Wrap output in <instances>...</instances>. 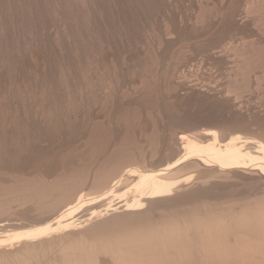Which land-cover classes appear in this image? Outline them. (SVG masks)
I'll list each match as a JSON object with an SVG mask.
<instances>
[{"label": "rangeland", "instance_id": "obj_1", "mask_svg": "<svg viewBox=\"0 0 264 264\" xmlns=\"http://www.w3.org/2000/svg\"><path fill=\"white\" fill-rule=\"evenodd\" d=\"M206 129L264 142V0H0V239L86 196L73 226L0 243V264H264L253 167L191 159L171 194L126 211L123 183L92 216L127 168Z\"/></svg>", "mask_w": 264, "mask_h": 264}, {"label": "bare ground", "instance_id": "obj_2", "mask_svg": "<svg viewBox=\"0 0 264 264\" xmlns=\"http://www.w3.org/2000/svg\"><path fill=\"white\" fill-rule=\"evenodd\" d=\"M201 135L202 137L207 138V141L209 142H198L196 140V136L193 135H181L180 141L182 142L183 153H180L181 156H179L177 160H175L171 164H168L162 169L139 170L137 168H127L122 174H120V176L114 179L113 185H111V189L104 190L103 192L95 195L93 199H91V201H94L92 203L93 205L102 204L98 207H106V210L100 209V211H93L92 216H100L101 214H104V211L107 212L110 210H118V208H113L115 205L112 204L113 202H111V199L113 197H116V195L113 196L114 194H117L115 189L121 186L123 183L131 182L130 185L133 186L130 190H132V193H135L134 196L130 193L133 196V200H131V202H128V200H126V211H132L133 209L139 210L145 203H153L151 199L164 197L171 194L181 181L180 179H174V175H176L177 173L176 170L180 168L183 163L191 159L196 160V165H199L200 162L207 166L219 167L220 170H247L253 167L254 170H257L262 175H264V142L259 140L254 142L253 140L250 143L254 144L255 147L251 148L246 147L247 143L249 142L246 141V145L243 143H236L235 140L237 139L232 138L223 142H219L218 132L215 130L206 129L202 132ZM182 168L183 167H181V169ZM130 190L128 191V193L130 192ZM85 197L86 196L82 192V194L78 198H76L77 200L75 202L68 204L64 209L55 214L52 220H50L46 224L32 226L22 231L15 232V234H13L12 236H7V239H0V243L8 242V240L12 239L37 240L38 238L50 235L51 233L53 234L54 231H57L59 229L69 228L73 226L76 223V221L74 220V215L79 208V204H82L84 202ZM107 201L110 202L107 203Z\"/></svg>", "mask_w": 264, "mask_h": 264}]
</instances>
